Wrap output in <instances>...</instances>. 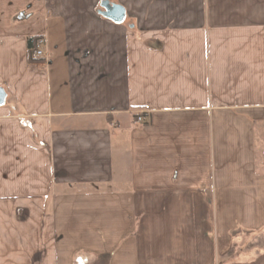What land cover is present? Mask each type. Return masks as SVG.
Returning <instances> with one entry per match:
<instances>
[{"label":"crops","instance_id":"obj_1","mask_svg":"<svg viewBox=\"0 0 264 264\" xmlns=\"http://www.w3.org/2000/svg\"><path fill=\"white\" fill-rule=\"evenodd\" d=\"M102 1L0 0V264H264V0Z\"/></svg>","mask_w":264,"mask_h":264},{"label":"water","instance_id":"obj_2","mask_svg":"<svg viewBox=\"0 0 264 264\" xmlns=\"http://www.w3.org/2000/svg\"><path fill=\"white\" fill-rule=\"evenodd\" d=\"M100 10L98 11V14L115 24H121L125 20V10L120 7L119 5H116L113 3H110L109 1L105 0L102 1L99 5ZM6 100V92L4 89H0V107L4 106Z\"/></svg>","mask_w":264,"mask_h":264},{"label":"rangeland","instance_id":"obj_3","mask_svg":"<svg viewBox=\"0 0 264 264\" xmlns=\"http://www.w3.org/2000/svg\"><path fill=\"white\" fill-rule=\"evenodd\" d=\"M257 163H258V169L261 172H264V132H258L257 133ZM241 237H243L240 234ZM243 239V238H242ZM248 239L245 240V242L241 245V241L238 242L237 246L240 247L238 249H241L246 245V247H250L251 250H254L257 254L259 251V248H264V238L263 236H257L255 238H252V241L248 243ZM236 246V247H237Z\"/></svg>","mask_w":264,"mask_h":264},{"label":"built area","instance_id":"obj_4","mask_svg":"<svg viewBox=\"0 0 264 264\" xmlns=\"http://www.w3.org/2000/svg\"><path fill=\"white\" fill-rule=\"evenodd\" d=\"M44 48H45V40L42 38H39L37 42L35 43V47L33 49L34 57L37 59H41L43 57ZM137 121L140 123H144L145 118L142 116L137 117Z\"/></svg>","mask_w":264,"mask_h":264},{"label":"trees","instance_id":"obj_5","mask_svg":"<svg viewBox=\"0 0 264 264\" xmlns=\"http://www.w3.org/2000/svg\"><path fill=\"white\" fill-rule=\"evenodd\" d=\"M39 39V37H32V38H27L26 40V45H27V58L29 63H35L38 60L33 58V54H32V50L35 46V43L37 42V40Z\"/></svg>","mask_w":264,"mask_h":264}]
</instances>
